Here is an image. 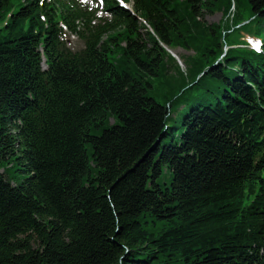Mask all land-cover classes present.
I'll return each instance as SVG.
<instances>
[{"label":"trees","instance_id":"1","mask_svg":"<svg viewBox=\"0 0 264 264\" xmlns=\"http://www.w3.org/2000/svg\"><path fill=\"white\" fill-rule=\"evenodd\" d=\"M102 2L0 0V264H264V0Z\"/></svg>","mask_w":264,"mask_h":264},{"label":"rangeland","instance_id":"2","mask_svg":"<svg viewBox=\"0 0 264 264\" xmlns=\"http://www.w3.org/2000/svg\"><path fill=\"white\" fill-rule=\"evenodd\" d=\"M128 7H132V2H129V4L127 5ZM15 9V8H14ZM14 11V10H13ZM245 12V11H244ZM9 15L6 16L3 20H0V35H3L4 33H7V30L5 29L6 27V24L8 23L9 21ZM222 18V14L221 13H213V14H207L205 16V21L208 23V24H217L220 22ZM259 40V38L257 36L254 35V32H253V28H249V27H244V28H241V29H236V31L232 34H230L228 37H227V43L232 45V44H238V47H241L240 44H250V46H244V47H250V48H254V49H257L256 46H257V41ZM82 43L80 41H72L71 43V49L73 51H77V50H80L82 49ZM228 47V46H227ZM173 55H176L178 57V53H182L181 51L177 50V51H173V50H169ZM174 61L176 62H173V61H170L168 60L167 61V64L171 66V69L169 71L170 74H174L175 72V65H178L181 70H185L182 62L180 61L179 59V63L174 59ZM88 154H90V152L88 151ZM10 175L11 174V171L9 170L8 171ZM12 176H16L18 179H21L23 178L24 176L23 175H16V174H13ZM171 174L168 173L167 176L165 177V182L168 184L169 186V183L171 181ZM14 184V182H13Z\"/></svg>","mask_w":264,"mask_h":264},{"label":"water","instance_id":"3","mask_svg":"<svg viewBox=\"0 0 264 264\" xmlns=\"http://www.w3.org/2000/svg\"><path fill=\"white\" fill-rule=\"evenodd\" d=\"M171 56L178 62L179 61V58L176 56V55H173L169 50H167ZM179 63V62H178Z\"/></svg>","mask_w":264,"mask_h":264}]
</instances>
